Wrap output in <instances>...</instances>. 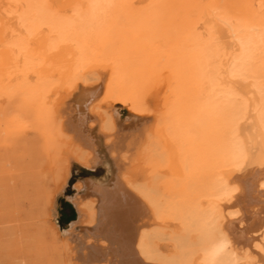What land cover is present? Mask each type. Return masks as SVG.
I'll return each mask as SVG.
<instances>
[{"label": "bare ground", "instance_id": "obj_1", "mask_svg": "<svg viewBox=\"0 0 264 264\" xmlns=\"http://www.w3.org/2000/svg\"><path fill=\"white\" fill-rule=\"evenodd\" d=\"M117 105L145 121L129 170L112 143ZM0 114L8 135L31 124L47 148L64 143L53 196L73 163L97 162L92 128L106 136L119 187H77L93 194L90 259L264 264V0H0Z\"/></svg>", "mask_w": 264, "mask_h": 264}, {"label": "rangeland", "instance_id": "obj_2", "mask_svg": "<svg viewBox=\"0 0 264 264\" xmlns=\"http://www.w3.org/2000/svg\"><path fill=\"white\" fill-rule=\"evenodd\" d=\"M77 96L78 93L62 108L68 118L78 116L75 115L74 109ZM113 112L121 123L118 131L112 135L114 138L112 143L117 144L119 153L125 152L126 148L130 151L127 163L121 165L122 170H129L141 159V152L146 144L137 141L135 146L130 145L134 138L132 136L138 134L139 128L136 129L135 126L139 121L135 123L129 119L127 107L117 105ZM89 120L94 118L89 117ZM150 121L148 125L154 123V120ZM0 122V264H102L103 261L86 256L88 250L85 244L90 240L93 242L94 226L97 224L92 223L94 208L87 201L93 198V194L82 196L77 188L83 181L94 182L109 191H115L119 187L121 161L111 157L110 146L106 145V136L100 132L99 125L96 124L92 128L94 135L98 137L97 143L93 145L97 162L93 168H84L73 163L68 182L53 196L55 188L62 181L56 176V161L67 149L64 143L57 138L52 148H47L48 143L44 145L31 124H26L20 138V123L17 131L8 135L7 120L3 114H0ZM90 122L92 121H89V124ZM129 123L134 124L130 126ZM124 125L130 126L129 130L123 129ZM70 133H73L72 129ZM25 136L26 139L33 140V145L27 147L26 144L24 146L22 144L23 147L20 149V141L22 142ZM20 160L27 164V169L22 171L23 174L32 178L29 184L23 187L21 200ZM138 180L140 179L137 178ZM83 203L87 210L86 215H82L79 210ZM63 213L68 217L74 214V221L81 223L72 226L71 223L74 222L72 221L62 227ZM77 227L80 229L76 230ZM97 242L117 247L113 241L104 237ZM160 243L167 244L164 241ZM69 257L76 258V261L68 262Z\"/></svg>", "mask_w": 264, "mask_h": 264}, {"label": "trees", "instance_id": "obj_3", "mask_svg": "<svg viewBox=\"0 0 264 264\" xmlns=\"http://www.w3.org/2000/svg\"><path fill=\"white\" fill-rule=\"evenodd\" d=\"M65 206H70L68 204H64ZM75 220V215L73 214L72 216H66V214L63 213V218L61 220V225L62 227L68 225L70 222L74 221Z\"/></svg>", "mask_w": 264, "mask_h": 264}]
</instances>
